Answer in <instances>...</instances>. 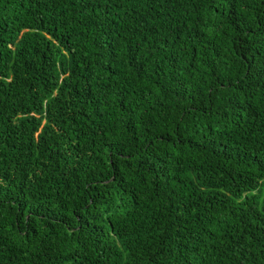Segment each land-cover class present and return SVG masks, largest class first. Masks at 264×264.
I'll return each mask as SVG.
<instances>
[{
	"label": "trees",
	"instance_id": "obj_1",
	"mask_svg": "<svg viewBox=\"0 0 264 264\" xmlns=\"http://www.w3.org/2000/svg\"><path fill=\"white\" fill-rule=\"evenodd\" d=\"M0 264H264V0H0Z\"/></svg>",
	"mask_w": 264,
	"mask_h": 264
}]
</instances>
